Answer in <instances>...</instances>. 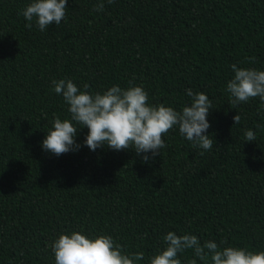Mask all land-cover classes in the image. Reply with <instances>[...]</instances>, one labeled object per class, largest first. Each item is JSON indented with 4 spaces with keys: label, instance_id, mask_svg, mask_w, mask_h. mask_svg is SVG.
Here are the masks:
<instances>
[{
    "label": "trees",
    "instance_id": "obj_1",
    "mask_svg": "<svg viewBox=\"0 0 264 264\" xmlns=\"http://www.w3.org/2000/svg\"><path fill=\"white\" fill-rule=\"evenodd\" d=\"M30 2L0 0V264H56L49 245L73 231L111 235L144 253L139 264L169 231L264 251V104L234 106L226 91L232 64L264 70V0H104L103 11L100 0H68L67 19L45 31L25 27ZM60 79L101 93L131 82L178 111L187 89L203 92L216 142L193 147L175 127L144 162L134 150L91 151L81 128L79 151L55 156L42 141L56 117H70ZM248 129L256 141L245 142Z\"/></svg>",
    "mask_w": 264,
    "mask_h": 264
},
{
    "label": "clouds",
    "instance_id": "obj_2",
    "mask_svg": "<svg viewBox=\"0 0 264 264\" xmlns=\"http://www.w3.org/2000/svg\"><path fill=\"white\" fill-rule=\"evenodd\" d=\"M114 2L107 0L108 4ZM67 4L68 0H31L21 10V15L28 21L25 27L31 30L34 22L40 31H45L53 24L59 25L67 19ZM104 7V0H100L94 11H103ZM231 68L234 77L226 88L230 102L235 106L259 97L264 104V70L238 67L236 64ZM52 84L55 93L62 95L69 105L70 114L63 120L56 117L52 129L42 141L43 150L55 156L79 151L82 145L76 142V137L81 128L88 129L83 146L91 151L104 147L117 152L134 150L137 156L144 154L141 157L144 162L161 156V149L166 147L163 137L175 127L193 147L208 151L216 142L207 134L211 126L208 115L212 101L203 92L187 89L191 103L178 111L165 104H150L144 87L131 82L128 88L116 84L103 93L89 91L88 84H84L81 90L71 79L53 80ZM260 110L264 112V108ZM233 120L239 124L240 114ZM244 137L245 142H253L257 134L248 129ZM163 241L165 248L150 258V264H182L179 254L187 250H192L195 257L189 264H197V260L203 264H264V251L234 246L221 248L226 240L220 244L215 240L202 244L196 235H177L169 231ZM49 247L55 254L56 264H139L144 259L143 252L126 253L123 245L111 235L90 237L80 231L62 233Z\"/></svg>",
    "mask_w": 264,
    "mask_h": 264
}]
</instances>
